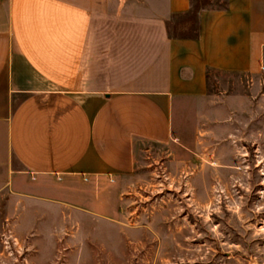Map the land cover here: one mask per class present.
Listing matches in <instances>:
<instances>
[{
    "label": "crops",
    "instance_id": "1",
    "mask_svg": "<svg viewBox=\"0 0 264 264\" xmlns=\"http://www.w3.org/2000/svg\"><path fill=\"white\" fill-rule=\"evenodd\" d=\"M212 70H264V0H0V196L190 151Z\"/></svg>",
    "mask_w": 264,
    "mask_h": 264
},
{
    "label": "rangeland",
    "instance_id": "2",
    "mask_svg": "<svg viewBox=\"0 0 264 264\" xmlns=\"http://www.w3.org/2000/svg\"><path fill=\"white\" fill-rule=\"evenodd\" d=\"M209 95L222 112L190 151L143 150L133 173L99 188L1 195L0 264H264V70H212Z\"/></svg>",
    "mask_w": 264,
    "mask_h": 264
}]
</instances>
